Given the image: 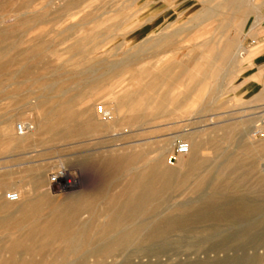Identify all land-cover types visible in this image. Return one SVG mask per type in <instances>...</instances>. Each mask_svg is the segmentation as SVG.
Listing matches in <instances>:
<instances>
[{
  "label": "rangeland",
  "instance_id": "374dc122",
  "mask_svg": "<svg viewBox=\"0 0 264 264\" xmlns=\"http://www.w3.org/2000/svg\"><path fill=\"white\" fill-rule=\"evenodd\" d=\"M222 1L0 0V45L5 44V56L14 59L0 71V124L6 119L11 122L9 130L0 128V201L14 205L5 194L20 193L24 198L31 185L36 192L43 190L53 212L67 221L68 214L97 196L101 188L119 187L123 169L117 177H108L107 166L92 153L94 149L108 153V146L113 153L143 149L149 165L181 174L188 155L177 154L176 145L192 143L202 162L185 182L174 180L150 201L146 216L134 219L145 218V231L160 220L179 217L184 223L164 227L147 241H142L139 230L128 243L107 253L91 247L111 241L114 233L102 238L39 233L25 240L21 232L0 228V264H264V48L247 57L264 41V2L244 0L251 9L238 16L217 13ZM202 6L213 11L195 17ZM34 15L37 23L20 22ZM159 34L168 35L162 47L152 43ZM235 37L245 48L240 60L220 61L217 55L223 41ZM76 41L84 51L67 54V46ZM197 45L201 67L214 71L198 97L187 96L179 104L168 100L159 110L146 112L139 123L122 121V112L115 115L114 130H89L70 138H52V130L37 126L40 112L31 98L45 82H60L68 92L97 95L95 103H99L106 101L109 92L121 93L129 85L127 69L107 73V65L130 56L143 64L145 82L191 57ZM134 68L130 69L137 73ZM26 69L33 74L23 75ZM15 72L20 74L6 79L5 73ZM100 74L103 78L95 81ZM85 79L94 81L86 86L81 81ZM136 80L133 76L130 81ZM170 93L186 95L187 90L173 87ZM102 104L108 110L109 104ZM82 117L77 114V127L83 125ZM141 165L136 160L130 168ZM221 172L223 185L213 188ZM61 178L70 187L57 183ZM201 181L204 186L195 189ZM207 198L215 204L200 207ZM86 218L85 212L78 211L74 221ZM16 241L21 243L18 247L13 245Z\"/></svg>",
  "mask_w": 264,
  "mask_h": 264
},
{
  "label": "bare ground",
  "instance_id": "6f19581e",
  "mask_svg": "<svg viewBox=\"0 0 264 264\" xmlns=\"http://www.w3.org/2000/svg\"><path fill=\"white\" fill-rule=\"evenodd\" d=\"M203 1L204 0H202V2ZM256 2L260 3L262 2V0H256ZM66 6H69V3ZM250 9L251 8L244 3V0H223L222 6L217 11V13H219L220 11V13L227 12L241 16L247 14ZM212 11L213 7L210 8L207 6H202L200 12L195 17H198L202 13H211ZM20 22L22 24H25L27 22H31L32 24L37 23V15L21 19ZM156 33L155 36L158 35V33ZM159 36L161 37L155 39L152 43L158 47H162L166 45L168 41V35L159 34ZM88 37L92 41L95 39L91 34L88 35ZM235 38L223 41L221 50L217 55L220 61H225L229 58H231L233 61L240 60L243 52L245 51V48H243L242 42H240L237 37ZM147 39L148 38H146V40ZM112 42L110 44H112ZM80 43V41H76L67 46L66 53L73 54L79 53V51H84L82 50L83 46L80 45ZM150 43L151 40L149 41V45ZM139 48L141 49V47ZM194 49L195 50L193 52V55L191 57L178 60L175 63L174 69L167 68L163 71L161 70L160 72L151 75V77H149V79L145 82H142L144 77L142 74L143 64L138 63V60L134 61L129 59L130 56H127L128 58L120 63L107 65V73H111L119 69H127V71L129 72V75L127 76L129 85L128 88H126L121 93L116 94L114 93V91L109 92L108 97L105 99L106 101H101L99 103H95L96 100L100 98L97 95H93L91 97L81 91L68 92L63 87L64 84H61L60 82H45L41 86L40 93L36 96H32L31 98V100H34L32 104L33 108L40 112L41 118L39 119L37 126L41 128L45 127L46 130H52V138H70L73 136H81L89 130H93L95 131V133L106 129L114 130L116 128L114 120L117 119L115 118V115H118L122 112H124V116H122L123 118H121L122 121L126 123H139L144 121V114L146 112L159 110L168 100L171 103L179 104L187 96L196 98L200 95L201 90H203L205 80L208 77L214 75V71L207 69L204 70L201 67V62H198L199 45H197ZM7 52L8 48L5 46V44H3L0 47V71H3L5 66L10 64L11 61H14V59L11 60L5 56ZM36 54L38 55V53H35V55ZM131 66L135 67L134 69L137 71V73H133L131 71ZM32 72V70L26 69L22 71V74L30 75ZM19 74L20 72H15L12 74L5 73V75L7 76L6 79L9 80L14 79ZM103 74L97 76L98 80L95 81L99 82L101 78H103ZM133 76H135L137 79L135 82L130 81L131 77ZM81 81L86 86H89L90 83L94 80L88 81L87 79H85ZM173 87H183V89L187 90V94L181 95V93H175L176 95H172L170 93V90ZM102 103L109 104H107L109 106L108 110L104 109V104ZM90 110L95 111L94 114L90 113ZM77 114H82V118L84 119L83 125L79 127H77L75 123ZM61 124L65 125L64 128H60ZM10 126L11 122H8L7 119L0 124V128L3 131L9 130ZM193 146L194 145H192V143L187 144L188 151L186 154L188 155V160L184 164L186 166V169L181 174H175V172L168 167L158 169L155 167V165H149L145 161L146 151H144L143 149H140L139 151L129 150L121 153H113L110 146L107 147L108 151L106 152L108 153H101L100 151L98 152V150L94 149L92 153L97 154L100 158L99 160L103 161L107 166L108 177H117V173L119 172V170L123 169L124 176L118 188H106L107 190L101 188L97 193V196L85 199L80 204L79 208L76 209V211L74 210L72 213L69 212V218H67V221H64L61 219L60 214H58L57 212H53V210L51 209L53 208V205H51V201L48 198V195L43 190L36 192L33 186L30 185V190H28V194L24 198H22V195L20 193H17V200L11 201L14 205H10L8 203L0 201V228H9L21 232L25 235V240H31L35 235L39 233L52 234L61 232L68 235L79 234L82 238H87L90 235L102 238L110 233H114L111 241L91 247V249L94 251L106 253L111 252L112 250H115L118 247L128 243L135 235V233L139 232V230L143 231L141 236L142 241H147L153 236L161 234L164 231V227H172L174 225L184 223L182 220H180L179 217L160 220L157 221L151 229L145 231V229L147 228L145 218L144 220H140L139 222H135L134 219L136 216H146L149 208L148 203L158 197L157 195L161 193L171 182H173L174 184V180H178L179 183H183L189 177H191L196 170L199 169L198 167L202 162L197 158L195 154L196 151H194ZM13 147H15L14 144ZM200 148L201 145L199 146V149ZM136 160H141L142 165L138 169H131V164ZM174 170L176 169L174 168ZM55 178H58V176H55ZM215 179L216 180L212 182L213 188L219 184L223 185L222 172L218 173ZM40 182L44 183V180ZM57 183H63V185L70 187V182L65 180L64 178L58 180ZM55 184L56 183H54L53 185ZM204 184L205 182L203 181L198 182L197 184H195V189H199L200 187L204 186ZM108 185L110 186V181ZM95 200H97V204H95ZM214 202L215 201L213 198L204 199L200 203V207L205 208L211 206ZM215 210L218 211V209ZM78 211L85 212L87 214V218L82 221H74ZM205 214L207 215V213ZM207 216L209 217V215ZM189 218L190 217H188L187 219ZM20 244L21 243L17 241L13 243L14 247H18Z\"/></svg>",
  "mask_w": 264,
  "mask_h": 264
},
{
  "label": "built area",
  "instance_id": "2783aa9c",
  "mask_svg": "<svg viewBox=\"0 0 264 264\" xmlns=\"http://www.w3.org/2000/svg\"><path fill=\"white\" fill-rule=\"evenodd\" d=\"M262 1L264 2V0H262ZM253 42H254V40H252L251 43H253ZM21 129H22L21 125L18 124V125H17V130L20 131ZM175 150H176V153H177V154H185V153H187V151H188L187 144H186V143H183V142H180V143H178V144L176 145ZM5 197H6V199H8V200H10V201H15V200H17V195L15 194V192H7V193L5 194Z\"/></svg>",
  "mask_w": 264,
  "mask_h": 264
},
{
  "label": "crops",
  "instance_id": "0c3cea01",
  "mask_svg": "<svg viewBox=\"0 0 264 264\" xmlns=\"http://www.w3.org/2000/svg\"><path fill=\"white\" fill-rule=\"evenodd\" d=\"M262 48H264V41L260 42L259 44H256L255 48L250 50V53L247 54L248 58H251L252 56L255 55V53H257L258 51H260ZM264 55V53H263Z\"/></svg>",
  "mask_w": 264,
  "mask_h": 264
}]
</instances>
